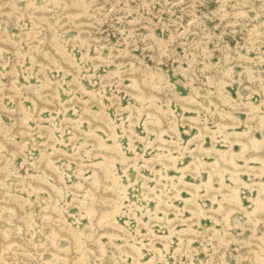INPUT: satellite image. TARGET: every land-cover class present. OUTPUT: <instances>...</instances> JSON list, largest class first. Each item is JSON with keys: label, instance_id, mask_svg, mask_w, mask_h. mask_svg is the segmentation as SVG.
Returning <instances> with one entry per match:
<instances>
[{"label": "rangeland", "instance_id": "obj_1", "mask_svg": "<svg viewBox=\"0 0 264 264\" xmlns=\"http://www.w3.org/2000/svg\"><path fill=\"white\" fill-rule=\"evenodd\" d=\"M0 264H264V0H0Z\"/></svg>", "mask_w": 264, "mask_h": 264}]
</instances>
